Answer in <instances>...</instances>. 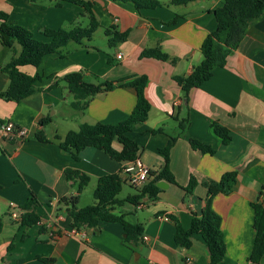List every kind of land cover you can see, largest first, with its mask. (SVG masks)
<instances>
[{
	"label": "crops",
	"instance_id": "obj_1",
	"mask_svg": "<svg viewBox=\"0 0 264 264\" xmlns=\"http://www.w3.org/2000/svg\"><path fill=\"white\" fill-rule=\"evenodd\" d=\"M90 1L100 24L94 33L101 30L104 34L102 45L91 43L92 39L68 43L65 57L51 53L36 67L21 66V71L40 76L34 83L40 90L19 101L0 96V264H210L208 248L199 234L192 235L189 247L176 245L174 220L187 229L193 214L200 216L205 206L207 190L203 181H219L228 171L237 173L231 192L218 193L211 200L212 209L220 216L225 242V255L216 264H250L248 256L255 235L251 202L264 200V11L249 20L244 37L227 56L225 65L215 68L208 80L190 89L186 100L173 76L187 75L200 63L201 43L216 28L213 10L222 5V0L140 10L120 0ZM82 11L80 6L66 1L55 5L52 1L0 0V12L6 13L9 21L26 27L42 41L50 40L42 32L45 27L80 25L87 17ZM112 26L119 32H128L126 39L114 47L107 44L104 32ZM156 46L175 62L140 57L144 48ZM12 49L19 51V45L15 43L10 48L0 43V67L14 56ZM73 71H82L90 82L146 75L148 117L129 133L140 146L137 164L160 171L164 156L159 149L171 142L169 168L178 185L164 180L168 186L160 188L155 199L145 195L136 205L124 202L113 210L123 214L127 222L143 227L134 247L124 243L123 225L119 222L100 221L99 231H86L85 237L64 232L71 225L60 199L78 194V206L94 203V199L83 201L89 191L85 187L95 186L98 177L118 173L130 162H117L94 147L82 149L76 160L59 147L55 136L64 137L82 123L120 122L136 102L132 87H115L93 96L84 111L76 110L70 105L72 94L64 83L48 89L59 77ZM8 84V76L0 70V93ZM45 118L50 122L42 125ZM181 118H188L182 133L178 126ZM8 121L25 129L27 136H6L1 124ZM213 122L228 130L230 140L226 144L214 133ZM157 129L161 130L154 131ZM40 130L46 141L35 137ZM190 139L210 145L214 153L193 149ZM115 146L120 148L117 142ZM66 168L89 176V183L80 193L77 179H66ZM122 176L127 180L126 173ZM191 176L198 183L192 193H186L182 187ZM142 185L131 186L133 192L117 198L139 193ZM30 193L37 198L35 212L41 223L27 228L11 219L10 203L22 214ZM57 214L64 216L57 222L61 230L58 236L51 237L47 225ZM143 235L147 240L142 239ZM37 256L52 261L44 262ZM258 264H264V255Z\"/></svg>",
	"mask_w": 264,
	"mask_h": 264
},
{
	"label": "trees",
	"instance_id": "obj_2",
	"mask_svg": "<svg viewBox=\"0 0 264 264\" xmlns=\"http://www.w3.org/2000/svg\"><path fill=\"white\" fill-rule=\"evenodd\" d=\"M31 3L41 1H52L55 5H60L62 1L76 4L82 8V13L87 16L88 24L86 26L75 25L70 28L59 27L56 29L43 28L42 32L49 41H42L33 36V33L26 27L8 20L6 13L0 12V43L4 46L13 48L16 43L19 45V51H15L14 56L0 67V70L8 76V87L0 93V96L6 100L19 101L40 89L34 85L40 78L39 75L31 76L19 68L24 65L38 66L43 57L47 54L56 53L60 57H65L68 51L64 47L68 43L80 44L83 40L90 41L93 33L100 26L93 10V2L90 0H27ZM130 2L137 10L161 7L163 5H186L196 0H169L162 3L159 0H120ZM264 11V0H222V5L213 10L216 19V28L209 32L201 43L202 59L200 63L194 65L191 72L187 75H174V81L180 86L184 99L188 100L190 89L198 87L204 81L208 80L213 70L217 67H223L226 58L238 46L244 37L249 20L258 16ZM175 19L172 20L174 22ZM108 36L107 44L114 47L117 43L124 41L128 32H119L114 26L104 30ZM140 57L155 58L163 61L175 62L167 53L159 47L144 48ZM60 82L64 83L72 94L70 102L71 107L76 110L84 111L89 100L100 93L112 90L115 87H132L136 94V102L130 114L124 120L117 123L96 122L93 124L82 123L75 130H69L64 137L55 136L59 147L68 152L74 159H79V152L85 147H94L104 151L110 158L117 162H137L140 154V146L137 141L129 136L138 125L146 121L150 110V102L145 95V88L148 82L146 75H134L121 78L116 81L98 80L95 82L86 81L82 71H73L66 73L55 80L49 87L53 88ZM50 122V118L41 121L42 125ZM188 125V118H181L178 122L180 133ZM214 133L218 135L224 144L230 140L228 130L213 122ZM157 129L154 131H160ZM35 137L41 141H46L43 132L40 130L35 133ZM120 145L116 148L115 143ZM190 146L202 153H214V149L198 140L190 139ZM171 142L159 152L164 156V166L160 171L149 170L140 192L134 195H128L124 199H118L124 183H128L123 178L124 168L118 173H109L97 178L92 192L94 203L78 206V194L63 197L60 203L65 206V212L70 219L71 227L84 229L97 233L100 221L119 222L123 225L125 237L124 243L134 247L142 235L143 227L140 224L129 223L124 219L123 214L113 212L115 206H121L124 202L134 205L147 195L149 199L157 197L160 188L157 182L165 180L171 184H177L173 173L169 168V148ZM64 174L67 180L77 179V193H80L89 183L90 178L87 174L79 170L66 168ZM236 171L225 172L219 181L204 180L207 195L205 206L200 216L193 214L190 226L186 229L177 220L175 222L174 241L177 246L189 247L193 234H199L209 251L210 264H216L222 260L225 255V242L223 233L220 229V216L212 209L211 200L218 193L228 194L231 192L236 182ZM197 180L191 176L187 185L183 186L186 193H192ZM131 185V184H130ZM133 187V185H131ZM135 187V186H134ZM38 202L34 193H30L28 200L22 206L24 212L18 221L20 225L31 227L37 224L41 219L35 212ZM254 220L253 228L255 231L253 245L248 256L250 264H258L264 255V204L261 200L251 202ZM3 223L0 220V233ZM43 228V227H42ZM25 235H22V239ZM44 262H51L52 259L37 256Z\"/></svg>",
	"mask_w": 264,
	"mask_h": 264
},
{
	"label": "built area",
	"instance_id": "obj_3",
	"mask_svg": "<svg viewBox=\"0 0 264 264\" xmlns=\"http://www.w3.org/2000/svg\"><path fill=\"white\" fill-rule=\"evenodd\" d=\"M117 58H120V55H117ZM1 130L9 138H25L27 132L25 129L16 127L12 122L8 121L1 124ZM149 169L144 167L137 162H130L127 166H124V172L127 174V181L129 184L138 187L144 183L146 180ZM264 204V200H263ZM50 205H54L53 202H50ZM21 211L14 204L10 203V217L13 221H19L21 218ZM64 216L62 214H57L53 219L49 221L47 225L49 229V235L51 237H56L59 235L61 230L58 227L57 222L63 220ZM41 223V220L38 222ZM66 234H78L81 237L86 236V231L84 229H77L75 227H70L69 229L64 230ZM142 239L147 240V236H142ZM157 264V263H152Z\"/></svg>",
	"mask_w": 264,
	"mask_h": 264
},
{
	"label": "rangeland",
	"instance_id": "obj_4",
	"mask_svg": "<svg viewBox=\"0 0 264 264\" xmlns=\"http://www.w3.org/2000/svg\"><path fill=\"white\" fill-rule=\"evenodd\" d=\"M88 24V18L85 17L82 19L81 21V26H86ZM104 34H103V31L101 30H98L96 33H93V38H92V41L91 43L93 44H97V45H102V43L104 42ZM95 186H92V185H88L86 186L85 190H89V191H86L85 192V195L83 197V201H90L92 200V191L94 189ZM89 188V189H88ZM133 188L131 186H129L127 183H124L123 186H122V190L121 192L118 194V196L122 197L124 195H126V192H133ZM89 203V202H88Z\"/></svg>",
	"mask_w": 264,
	"mask_h": 264
},
{
	"label": "water",
	"instance_id": "obj_5",
	"mask_svg": "<svg viewBox=\"0 0 264 264\" xmlns=\"http://www.w3.org/2000/svg\"><path fill=\"white\" fill-rule=\"evenodd\" d=\"M157 186L159 188H166L168 186V184L164 180H160L157 182Z\"/></svg>",
	"mask_w": 264,
	"mask_h": 264
}]
</instances>
